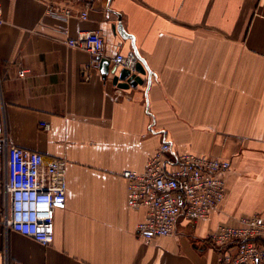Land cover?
Listing matches in <instances>:
<instances>
[{
  "label": "crops",
  "instance_id": "crops-1",
  "mask_svg": "<svg viewBox=\"0 0 264 264\" xmlns=\"http://www.w3.org/2000/svg\"><path fill=\"white\" fill-rule=\"evenodd\" d=\"M56 2L74 15L48 14L45 0H0V138L67 161L66 206L47 245L6 232L1 167L0 264H217L222 248L208 235L264 216V0ZM87 30L101 31L110 68L115 54L134 52L142 83L118 87L100 60L85 80L93 56L66 41ZM162 142L172 160L207 154L231 168L219 208L148 240L120 173L143 170Z\"/></svg>",
  "mask_w": 264,
  "mask_h": 264
},
{
  "label": "built area",
  "instance_id": "built-area-1",
  "mask_svg": "<svg viewBox=\"0 0 264 264\" xmlns=\"http://www.w3.org/2000/svg\"><path fill=\"white\" fill-rule=\"evenodd\" d=\"M47 13L65 20L74 14L69 5L45 0ZM79 12L86 19L90 5ZM2 9L0 6V26ZM93 56L87 69L97 67L105 53V39L100 30L79 32L66 41ZM138 58L134 52L117 53L112 63L117 68L136 71ZM25 69L19 74L24 75ZM44 129L49 125L42 123ZM171 144L162 142L147 159L141 171L125 169L120 175L127 181V204L144 209L145 216L136 227L144 239L170 236L182 216L189 222L206 219L223 203L227 185L225 174L231 168L228 159L181 152L169 157ZM4 170V193L7 211L3 219L6 232L14 231L47 245L54 237V215L66 206L67 161L46 157L37 151L9 145L0 138V175ZM208 239L222 251L217 264H264V216L258 213L240 216L232 225H219ZM232 250L230 251V248Z\"/></svg>",
  "mask_w": 264,
  "mask_h": 264
},
{
  "label": "water",
  "instance_id": "water-1",
  "mask_svg": "<svg viewBox=\"0 0 264 264\" xmlns=\"http://www.w3.org/2000/svg\"><path fill=\"white\" fill-rule=\"evenodd\" d=\"M99 69L105 78L109 73L113 75V84L121 88H127L129 86H135L138 83H142V79L139 75L131 73L130 70L122 68L117 74V67L110 68V60L108 58H100ZM136 72L144 73L145 70L140 62L136 64Z\"/></svg>",
  "mask_w": 264,
  "mask_h": 264
}]
</instances>
